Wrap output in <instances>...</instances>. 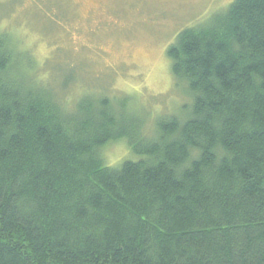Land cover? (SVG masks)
<instances>
[{"label": "trees", "instance_id": "16d2710c", "mask_svg": "<svg viewBox=\"0 0 264 264\" xmlns=\"http://www.w3.org/2000/svg\"><path fill=\"white\" fill-rule=\"evenodd\" d=\"M167 55L190 102L145 132L128 96L73 108L0 32V264H264V0ZM119 139L136 158L111 165Z\"/></svg>", "mask_w": 264, "mask_h": 264}, {"label": "rangeland", "instance_id": "374dc122", "mask_svg": "<svg viewBox=\"0 0 264 264\" xmlns=\"http://www.w3.org/2000/svg\"><path fill=\"white\" fill-rule=\"evenodd\" d=\"M232 1L0 0V32L39 74L49 73L54 90L70 87L73 108L89 91L94 99L128 96L127 111L144 114L146 132L190 102L174 82L168 46L181 29L207 21ZM104 153L111 165L136 158L124 139L109 143Z\"/></svg>", "mask_w": 264, "mask_h": 264}]
</instances>
